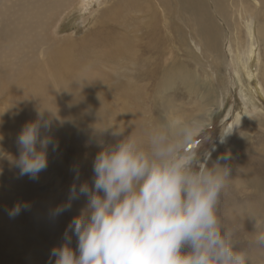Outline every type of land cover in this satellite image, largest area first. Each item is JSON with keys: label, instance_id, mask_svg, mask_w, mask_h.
<instances>
[{"label": "rangeland", "instance_id": "1", "mask_svg": "<svg viewBox=\"0 0 264 264\" xmlns=\"http://www.w3.org/2000/svg\"><path fill=\"white\" fill-rule=\"evenodd\" d=\"M113 1L116 2L117 0H111V2ZM119 1L120 8L116 11L112 20L117 25L116 28L107 30L102 28L103 38L109 44L106 46L104 54H99V56H96V52L90 53L93 41H95L91 30L94 21L100 18L101 10L108 4V0H95L89 5L80 3L70 8L64 14L67 17L60 20L61 31L64 34L71 31H74L76 37L85 34V39L78 40L73 65H78L77 62L89 64V71H92L101 80L105 101L101 112H89L85 120L82 116H78L79 121L76 120L77 123H80L78 136L73 138H65L61 134L60 120L53 119L51 134L54 140L58 142L59 147L56 151H52L51 147L49 148V167L40 173L38 179L33 180L29 176H19L18 168H14L7 159H0V240L6 238L7 233L8 237H13L19 242L17 247H13L15 250L13 253H9L8 257H4L0 252V264H54L55 258L51 254L48 255L47 251L51 252L61 242L63 231L60 221L63 214L53 216L52 213L57 206L64 204L69 198V190L75 176L73 169H78L80 172L79 183L85 182L86 178L91 177L89 169L90 166L93 168L95 156L102 150L101 141L105 146L116 142L117 138L113 137L110 127L115 126L125 135L131 134L138 141L146 144L148 133L158 126L164 118L178 121L181 124H189L202 113L198 109L206 103L213 113L206 127L202 128L196 134L194 141L188 145L187 151L201 160L207 156L211 157L218 149H221V138L224 136H230V144L226 145L225 150L234 146L237 150L234 149L231 152L236 153L242 147L241 156L236 162L237 165L231 169L229 186L221 196L220 206L226 207L229 204V206L236 207L235 210L238 216H243L242 220L246 221V224L242 223L243 226L241 225L240 228L235 227L239 247L243 243L242 248H240L244 251L246 250L244 242L247 236H249L248 238H256L258 234L253 231L251 220L247 216L249 209L255 210L258 214V216H254L252 222L256 225L255 220H257L259 222L258 227L264 229V193L261 192L263 188L248 186L246 189L255 193V197L249 198L241 195L239 188L232 180L233 170L240 164V160L245 153L254 158L253 160L248 156V160L261 162L264 167L262 144V140L264 141V121H262L264 120V92L257 88L256 78L250 76L244 69L245 64L248 66L252 61L250 59L252 56L264 61V46L261 45L260 39L257 41L256 35L251 37L249 34L250 29L244 25L247 23H244L245 28L243 29L245 30H243L239 44L241 49L240 59L236 58L235 46L232 47L229 36H226L223 42L225 60L219 58L218 63L215 60L213 62L210 46L199 31L192 9L185 0L179 2L173 0L169 9L162 7L163 2L147 0L152 6L155 5L158 15H164L166 19L164 21L165 19L160 18L163 33L166 35L164 39L168 40L165 47L171 49L170 51L173 53L172 62L169 61L168 64H165L166 57L169 56L167 49H163L164 55L158 54L159 52L150 53L149 45L144 42L148 24L151 23L150 15L146 10L148 7L143 8V4L147 1L140 0L134 5H126L123 0ZM239 5H242L239 0H224V11L235 22L240 17H245L248 14L246 8L239 9ZM87 9L89 10L87 11ZM261 18L264 20V11ZM105 19L108 21L107 16ZM219 20H221L222 29L227 32L226 25L221 18ZM251 24L252 31H254V24ZM105 26H107V23H105ZM115 31H121L123 35L130 36L125 41L130 53L123 47L121 51L124 52V56L127 58L117 57L112 61L110 60L112 54L119 52L112 49L117 41ZM138 45L141 48L138 49ZM109 49L111 50L109 51ZM78 52L85 55L81 57ZM91 56L93 57L91 58ZM100 56L109 59L110 62L106 60L105 63L104 59H100ZM234 58L235 62H238L237 65L234 63ZM169 65H173V68L165 71ZM157 67L161 71H155ZM236 71H239L241 75L239 76ZM79 75L82 74L73 73L71 78L74 79ZM219 76L226 80L225 83L228 86L230 96L218 104L213 99H211V102L207 99L213 93L212 86L218 89L219 92ZM248 84L254 94V99L251 100L252 104L247 103L242 93V86L243 88L245 86L246 89L249 87ZM61 102L59 98L56 102L49 104L36 100L29 106H24L13 93L2 91L0 93V149L6 155L18 156L19 150L16 138L24 125L37 119L40 108L41 110L48 108L54 114L58 113L61 118ZM244 108L250 113V118L254 116L261 117L260 128L252 123L239 121L241 116L237 113ZM49 116L50 114L45 112V119H48ZM72 131V133H76L77 130ZM79 137L88 140L90 144L92 143V147L91 145H85L83 142L80 143ZM226 137H224V140ZM91 138L93 139L92 142L89 141ZM240 138L241 142L238 145ZM18 203H28L31 207L28 210L21 211L14 218V221L20 220L26 211V213L32 215L29 218L24 217V223L26 224L19 225L16 222L14 225H18L17 227L14 225L9 226L7 220L5 221V217L9 216V213L5 214V212H9ZM229 210V208H225L224 213L223 209L219 211L227 226L230 223V220H228ZM68 211L75 214L73 203ZM245 212H247V215ZM39 222L45 223L46 233H43L46 251H44V255L38 254L37 257L34 253H27L26 243L20 233V228H23V225L28 226L29 240L33 244L34 240L37 239L35 234L39 233ZM254 229L256 230L255 226ZM256 249L257 254L252 257L253 261L256 260L253 264H264L262 247L257 246ZM36 252L38 253L39 250ZM249 258L251 260V257Z\"/></svg>", "mask_w": 264, "mask_h": 264}, {"label": "clouds", "instance_id": "2", "mask_svg": "<svg viewBox=\"0 0 264 264\" xmlns=\"http://www.w3.org/2000/svg\"><path fill=\"white\" fill-rule=\"evenodd\" d=\"M53 119L60 120L59 114L40 108L16 138L19 155L0 149V159L18 168L19 176L38 179L49 167V148L59 147L51 134ZM110 128L117 140L107 146L101 141L92 182L79 183L80 172L73 169L69 199L52 213L59 216L73 200L86 197L64 243L51 250L54 264H251L235 230L219 214L231 178L230 166L221 161L230 160V154L209 166L210 156L201 160L187 151L198 127L167 118L148 133L146 144ZM30 207L18 203L9 216ZM255 221V243L264 247V231Z\"/></svg>", "mask_w": 264, "mask_h": 264}, {"label": "bare ground", "instance_id": "3", "mask_svg": "<svg viewBox=\"0 0 264 264\" xmlns=\"http://www.w3.org/2000/svg\"><path fill=\"white\" fill-rule=\"evenodd\" d=\"M94 1L95 0H0V93L2 91H9L10 93H13L18 98L20 103L24 106H29L31 103L36 102V100L39 102H43L44 104L54 103L58 98L60 99V102L66 101L63 103L61 102L62 113L59 121L61 134L65 138H73L75 136H78L80 123H77L76 120L79 121V115L82 116L85 120L87 113L92 111L101 112L105 101V95L102 91L101 80L99 77L94 75L92 71H89V64L77 62L78 65H73V57L76 54L78 40L85 39V34H82V36L79 37H76L74 35V31L64 34L61 31L60 23V20H64L67 17V15L64 14L73 6H76L80 3H86L87 5H89ZM137 1L140 0H123L126 5H134ZM155 1L163 2L164 4L162 7H164V9H169L173 0ZM176 1L179 2L181 0ZM185 1L192 9L199 31L210 46L213 62L215 60V62L218 63L219 58L225 60L223 42L226 36H229L232 47L235 46L234 50L236 53V58L238 57V60L240 59L241 55H239V53L241 52V49L239 48V44L241 42V35H243V30H245L243 28L245 27L250 29V36L254 37L256 35V38H258L257 41H259L260 39L261 45L264 46V20L261 18V14L264 11V0H239L240 4H242L241 6L239 5V9L246 8L248 14L245 17H240L237 22L233 21L225 13L224 0ZM146 7L148 8L146 9ZM119 8V0H117L116 2H111V0H108V4L101 10L100 18L94 21V25L91 30L95 41H93V46L90 50V53L96 52V56H99V54H104L106 46L109 43L103 38V29L107 30L110 28H116L117 25L114 24L112 20ZM143 8H145L149 13L151 20V23L148 24V30L145 33L144 42L149 45L151 49L150 53L159 52L158 54L164 55L165 53L163 49H167L165 45L168 40L164 39V36L166 35L163 33V25L160 22V18L165 19V16H159L155 5L152 6L148 3V1L143 4ZM89 9H87V11ZM106 16L108 18V21L105 19ZM219 17L226 25L228 33L224 29H222L221 20H219ZM164 21H166V19ZM105 23H107V26H105ZM251 23L254 24V31H252ZM243 24L245 25V27ZM115 33L117 34V41L112 49H115L119 52L113 53L110 57V60L113 61L117 57H123L126 59L127 57L124 56V52L121 50L124 47V49L130 53V49L125 45V41H127L130 36L123 35L121 31H115ZM139 48H141L140 45H138V49ZM110 50L111 49H109V51ZM170 50L167 49L169 56L166 57L165 64H168L169 61L172 62L173 52H171ZM78 54L81 55V57L85 55L80 54L79 52ZM92 57L93 56H91V58ZM100 59L104 58L100 56ZM250 59L252 61L250 62V64H248V66H246L245 64L244 69L246 70V73L256 78L257 88L260 91L264 92V61H260V59H257L253 56ZM90 60L88 61L90 62ZM106 60L107 62H110L109 59H104L103 61L106 63ZM234 63L235 65L238 64V62H235V58ZM170 68H173V65H169L165 71H168ZM155 71L161 70L159 67H157ZM73 73L82 75H79L78 77L72 79L71 75ZM236 73L239 76L241 75L239 71H236ZM225 81L226 80L222 76H219L218 83L220 86V90L218 92V89L212 86L213 93L211 94L210 98L207 99L209 102H211V99H213L219 104L222 100H225L227 97L229 98L230 95L227 89L228 86H226ZM242 93L245 97V100H247V103L252 104L251 100L254 99V94L251 87L249 86L245 89V86L244 88L242 86ZM198 110L202 113L194 121L189 123L190 125L198 127L199 130L197 134L202 128L206 127L213 113L212 109L207 103ZM249 114L250 113L246 111V108L241 109L237 113V115L241 116L239 118V121H241L242 123H252L260 128L262 120L260 119L261 117L254 116L250 118ZM61 121H63V123H61ZM86 128L88 131L87 126ZM72 130L77 131L76 133H72ZM80 140V143L83 142L85 145H91L92 147V143L90 144L88 140H83L81 138ZM89 141L92 142L93 139L91 138V140ZM229 142L230 136H227L223 143H219L221 146L219 147L221 149H218L215 154L210 157L209 166L211 165V162L216 161L220 156L225 154H230L231 159L228 161H221L222 164L227 163L230 166L233 165L231 169L237 165L236 162L241 156L240 151H242V147L238 151H236V153L231 152L232 150L236 149V147L234 146L228 147L229 149L225 150L226 145L230 144ZM240 142L241 138L238 140V145L240 144ZM262 144L264 151L263 140ZM248 156H250L254 160L253 156L245 153V155L240 160V164L233 170L232 180L234 181L236 187L239 188L242 196L244 195L249 198H253L255 197V193L252 191H248L246 188L248 186L257 187L259 189L260 187H262L263 189L261 192L264 193V167L262 166L261 162H252L248 160ZM89 170L91 177L89 176L84 181H88L89 183H91L93 179V168L90 166ZM252 179L255 180L251 181ZM72 203L75 207V214L69 211L62 213L63 215L61 217L60 224L62 225L63 232L59 245H62L64 243L63 237L69 223L74 217L78 216L81 213L82 209L85 208L87 200L86 197L80 196L78 199L73 200ZM31 204H33V202H31ZM228 206L229 204H227L226 207H222L219 205V211L223 209V213L225 212V208L230 209L228 219L230 220V226H228L235 230V227H237V229L240 228L242 223L246 224V221L242 220L243 216H238L235 210L236 207L232 205L229 207ZM26 212H24L25 214L22 215L20 220L14 221V218L16 216L14 218L7 216L5 217V221L7 220L6 222L9 224V226L16 224V222L19 225L26 224L24 223V217L29 218L30 215H32H29ZM6 213L9 212H5V214ZM246 213L247 212H245V214ZM247 216H249L248 218L249 220H251L250 222L253 226V231L255 232V223L252 222V220L254 219V216H258V214L255 210L249 209ZM236 222H238V224L235 225ZM38 225L40 227L39 233L35 234L37 239L34 240L33 244H31L32 241L29 240L30 232L28 226L23 225V228L25 227L26 229L20 228V233L22 237H24L26 243L27 253H34L37 255V257L38 254H43L44 251H46V247L44 246L45 236L43 233H46L45 223L39 222ZM11 228H13V226H11ZM261 230L264 231V229L262 228ZM248 237L249 236H247V238L245 239L244 247L246 248L245 251L247 252L248 256L251 257V264H253L256 260L253 261L254 259L252 257L257 254L256 247L258 245L255 243L256 238ZM17 242L18 241H16L15 238L13 239V237H8L6 233V238L0 240V252L4 255V257H8L9 253H13V251L15 250V246L17 247L19 245V242L18 244ZM76 245L77 240L73 235L71 246L75 248ZM242 245L243 243H241L240 247ZM262 249V251L264 252V247H262ZM38 250L39 252L37 253L36 251ZM47 254L50 255L51 252L47 251ZM19 256L21 255L19 254Z\"/></svg>", "mask_w": 264, "mask_h": 264}]
</instances>
